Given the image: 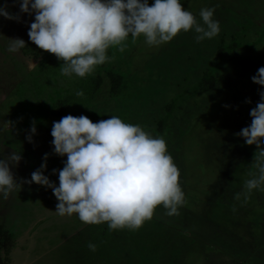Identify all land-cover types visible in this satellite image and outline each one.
Wrapping results in <instances>:
<instances>
[{"label":"rangeland","instance_id":"1","mask_svg":"<svg viewBox=\"0 0 264 264\" xmlns=\"http://www.w3.org/2000/svg\"><path fill=\"white\" fill-rule=\"evenodd\" d=\"M180 2L200 23V10L214 8L219 34L197 42L194 30H181L160 46L147 45L143 36L138 43L127 39L123 52L110 46L111 59L92 76L94 100L83 111L58 116L54 106L72 79L61 74L54 54L29 41L34 15L20 13L14 0H0L19 15V22L0 16L6 38L0 43V158L11 152L22 156L18 165H9L18 181L30 179L48 153L44 175L58 186L52 170L61 169L67 157L52 154L53 121L84 115L95 123L118 116L166 141L184 193L179 215L167 216L160 205L138 230L109 231L107 222L87 225L75 213L56 215L50 188L24 184L7 199L0 194V264H264V186L246 201L243 195L249 173L256 171V146L234 135L250 125L249 112L264 91L251 80L264 67V0ZM16 38L26 47L11 51ZM200 79L211 84L198 93L193 90ZM38 84L45 88L42 95L36 94ZM45 97L52 114L39 103ZM162 117L167 124L160 128ZM33 120L30 143L26 136Z\"/></svg>","mask_w":264,"mask_h":264},{"label":"clouds","instance_id":"2","mask_svg":"<svg viewBox=\"0 0 264 264\" xmlns=\"http://www.w3.org/2000/svg\"><path fill=\"white\" fill-rule=\"evenodd\" d=\"M14 2L19 3L20 13L34 15L27 32L29 41L54 54L61 62V74L69 77L91 74L95 66L110 59L106 55L110 46H118L123 52L129 35L133 43L143 35L147 45L160 46L181 30H194L197 42L212 39L220 32L219 21L213 18L214 8L200 10V23L180 0H154L151 5L149 0ZM0 16L19 22V15L9 13L6 3L0 4ZM11 40V51L26 47L23 39ZM251 80L264 87V67L258 68ZM76 95L82 96L83 92ZM258 95L259 102L249 112L250 125L234 133L246 145L256 146L252 162L256 171L250 172L251 178L245 181V201L254 189L264 186V91ZM35 134L33 120L26 139L31 143ZM50 134L52 154L67 157L61 169L52 170V174L58 173V186L44 175L48 153L30 179L18 181L9 165H18L22 156L11 152L7 159L0 158V194L4 199L24 184L50 188L57 200L53 211L56 215L70 217L75 213L87 225L107 222L109 231L138 230L153 218L160 205L167 216L179 215L184 202L180 172L167 154L162 137H153L140 125L125 123L118 116L94 123L84 115H66L53 121ZM88 248L95 251L96 245L89 242Z\"/></svg>","mask_w":264,"mask_h":264},{"label":"trees","instance_id":"3","mask_svg":"<svg viewBox=\"0 0 264 264\" xmlns=\"http://www.w3.org/2000/svg\"><path fill=\"white\" fill-rule=\"evenodd\" d=\"M143 35H141L140 37H142ZM3 37V36H2ZM0 37V38H2ZM140 37L136 39L135 43H138L140 41ZM128 40H132L131 36L129 35V37L127 38ZM46 55L50 56L47 52H45ZM106 55L111 59V55L110 53L106 52ZM222 53L219 52V55L218 56H221ZM52 61V59L50 58V62ZM218 64V63H217ZM216 64V68H219V66ZM57 65H60L59 63H57ZM49 66V65H48ZM43 68V66H42ZM48 73L50 72L49 70H47ZM17 72V71H16ZM45 72V71H44ZM102 72L101 68L98 66H95L94 68V71L91 73V74H86L85 77L83 78H80L78 76H76L75 74H73L70 78L72 79L71 83V89H69V91H67L62 97L58 98L59 101L57 102L58 104L54 107H56V115H60L61 113H63L64 111L66 112L67 110H75L77 109L76 111H83L89 102L93 101L94 100V96H96V92H97V84L92 80V76L93 74L95 75H100ZM19 73H17L18 75ZM37 74V73H36ZM131 74V73H130ZM129 74V75H130ZM207 79L208 77L210 78L211 76V72L208 71L207 72ZM45 76V75H44ZM53 80V79H52ZM51 80V82H52ZM206 80V79H205ZM203 80V79H200L198 81V84L196 85V89H194L193 91H196L198 93L202 92V90L206 89V88H210V84L209 82L208 83V87L205 85L206 84V81ZM208 81V80H207ZM39 85V84H38ZM40 89L37 88V91H36V94L39 93L38 95H42V92L43 91V86L42 85H39ZM45 90V88H44ZM78 91H82L83 92V95L82 96H77L76 93ZM195 92V93H196ZM21 98V97H20ZM91 100V101H90ZM48 100L46 99V97L43 99H40L39 100V103L42 102V103H45V112L47 113H50L52 114V108L49 109V105H48ZM39 103H36L35 102V105H40ZM89 107V106H88ZM49 109V110H48ZM64 114V113H63ZM160 121V128H163V126H166V117H162L160 120H158L157 122ZM19 151H22L23 153H25V149L23 147H21L19 149ZM26 155V154H25ZM262 219V218H261ZM259 223H262V220L259 222ZM260 225V224H258ZM260 227H263L264 228V223L261 224ZM3 237V236H2ZM2 243L0 241V247H1Z\"/></svg>","mask_w":264,"mask_h":264},{"label":"crops","instance_id":"4","mask_svg":"<svg viewBox=\"0 0 264 264\" xmlns=\"http://www.w3.org/2000/svg\"><path fill=\"white\" fill-rule=\"evenodd\" d=\"M6 26V25H5ZM4 26V27H5ZM7 27V26H6ZM2 35H3V33H1L0 34V37H2ZM5 40H6V38H5V36L3 35V37L1 38V41H0V43H1V45H5ZM7 42V41H6ZM11 48H13V47H11ZM23 147V146H22ZM41 147H43V146H41ZM23 148H25V147H23ZM26 149V148H25Z\"/></svg>","mask_w":264,"mask_h":264}]
</instances>
